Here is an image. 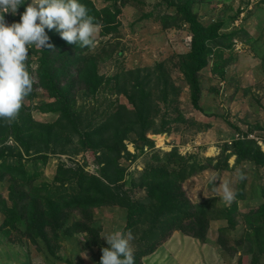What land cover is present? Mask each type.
Wrapping results in <instances>:
<instances>
[{
	"label": "trees",
	"instance_id": "obj_1",
	"mask_svg": "<svg viewBox=\"0 0 264 264\" xmlns=\"http://www.w3.org/2000/svg\"><path fill=\"white\" fill-rule=\"evenodd\" d=\"M164 1L173 11L161 18L164 27L186 24L191 34L189 51L177 57V66L189 85L193 108L200 110L199 74L207 66L209 56L219 54L213 71L222 76L227 61L222 60L220 53L229 50L232 41L246 36V33L243 28L224 32L221 28L223 21L218 19L203 23L192 8L202 0ZM80 2L86 6L93 23L99 25L101 36L117 30L119 9H97L91 0ZM22 10L23 5L18 12ZM18 19V15L9 16L10 23ZM45 31L54 47L42 50L29 48V70L34 83L32 91L24 98L34 99L36 90L40 89L46 101L36 107L27 106L22 101L11 123L0 121V183L5 182L7 190L6 198L0 195V230L19 232V226H24L23 236L42 252L40 242H45L46 248H51L52 252L54 247L49 246V242H60L74 234H83L82 247L88 250L96 247L94 262L99 264L101 248L107 245L99 237L100 228L95 226L91 212L99 207H118L125 211L126 216L122 232H130L135 243L132 251L134 264H142L141 259L151 254L173 231L204 241L211 220L223 218L231 224L234 208H217L212 197L192 203L181 183L207 166L213 170L226 168L230 156H235V165L250 162L256 168L263 167L264 152L256 141L234 139L229 153L222 155L214 164L211 158L204 159V163L197 162L193 156L187 159L175 150L163 154L162 158L154 154L150 158L156 163L147 162L137 184L133 182V187L144 189L145 195L132 199L120 183L124 178V169L119 165L122 154L135 157L126 150L124 140L133 137L134 148L139 151L145 146L151 147L153 143L145 133L159 112L156 100L166 105L169 102L172 107L175 100L172 99L179 89L160 73L161 64H156L152 70L146 69L145 73L135 69L105 77L98 71L99 56L89 53L92 47L68 44L54 30ZM33 57L37 62L34 69ZM153 75L161 86L156 85L160 93L151 98L154 86L150 80ZM111 81L114 95L125 97L132 110L124 104H116L104 119L90 123L87 116L75 111L74 106L78 99H95L99 89ZM169 95L172 96L170 99ZM34 109L42 114H53L56 118L52 122H38L31 115ZM167 112L161 117L159 132L166 130L171 121H186L180 113L170 119ZM226 149L225 145L222 153ZM66 151L73 155L83 151L94 153L96 163L101 165L99 175L86 173L77 165L68 167L60 162L55 169L53 184L35 185L39 177L36 166L46 165L50 156ZM235 194L237 199H244L243 185ZM261 198L263 203L258 208L243 215L247 231L235 241V247L242 246L244 254L252 255L250 264L257 263L255 253H264V187ZM220 231L222 233L226 229ZM218 241L224 248L221 239Z\"/></svg>",
	"mask_w": 264,
	"mask_h": 264
},
{
	"label": "rangeland",
	"instance_id": "obj_2",
	"mask_svg": "<svg viewBox=\"0 0 264 264\" xmlns=\"http://www.w3.org/2000/svg\"><path fill=\"white\" fill-rule=\"evenodd\" d=\"M91 1L97 9L108 7L111 11L120 10L116 16L117 30L101 36L98 28L94 36L95 46L89 50V53L97 54L100 58L99 73L105 77L135 69L145 73L146 69L152 70L156 64H161L160 73L179 89L172 99H175L174 109L169 102L166 105L156 100L159 112L145 133L153 143L151 147L145 146L139 151L134 148L133 137L124 140L126 150L135 157L122 154L119 165L124 169V178L120 183L132 199H140L145 195L144 189L133 187V182L137 184L147 162L156 163L150 158L154 154L162 158L163 154L175 150L187 159L193 156L197 162L204 163V159L211 158L214 164L222 155L229 153L231 142L239 138L254 139L264 152V0H202L193 5V12L203 23L218 19L223 21L221 28L224 32L243 28L246 33V36L234 39L229 50L220 53L222 60L227 61L222 76L213 71L219 54L209 56L207 66L199 74L200 110L193 108L189 85L177 66V57L189 51L191 34L188 25L166 28L161 19L164 15L172 14V8L164 0ZM9 16H5L7 23H10ZM32 59V65L36 66L35 57ZM150 82L154 86L151 89V98H154L160 93L156 85L160 87L161 83L154 75ZM112 91L111 81L99 89L95 99H78L75 111L94 123L96 119H104L107 113L115 109L116 104H124L132 110L125 97H116ZM171 97L169 95L168 99ZM22 101L27 106L36 107L46 98L37 89L34 99L24 98ZM165 112L170 119L180 113L186 121H171L166 125V130L159 132L161 117ZM31 115L38 122H52L56 118L53 114H42L35 109ZM225 145L227 149L222 153ZM67 152L50 156L46 165L38 164L35 169L39 177L34 184H53L55 169L60 162L68 167L77 165L86 173L99 175L101 165L96 163L94 153L83 151L73 155ZM226 163V168L219 170L207 166L186 178L181 187L192 203L212 197L217 208H234L231 224L223 218L211 220L204 241L181 231H173L151 256L141 259L142 264H239L238 259L240 264L251 263L252 255L244 254L242 246L235 247V241L247 231L243 215L263 203L261 190L264 187V166L256 168L250 162L235 165V156H230ZM241 174L245 179L239 178ZM225 183L235 193L243 185L244 199L236 198L231 204L224 202L222 188L218 186ZM0 195L7 197L5 182L0 183ZM91 213L95 226L100 228L99 237L104 244L106 235L116 230L122 231L125 225V211L121 208L99 207ZM223 229L226 231L221 233ZM22 230L24 226H19V232L0 230V264H95L97 249L82 247L80 242L83 241V234H74L70 239H61L60 242H49L48 245L54 247L52 252L51 248H46L45 242H40L42 252L23 236ZM220 239L224 248L218 244ZM54 242L58 243L57 247L53 245ZM129 244L131 251H134L132 238ZM212 254H215V259H212ZM254 257L255 264H264V253H255Z\"/></svg>",
	"mask_w": 264,
	"mask_h": 264
},
{
	"label": "clouds",
	"instance_id": "obj_3",
	"mask_svg": "<svg viewBox=\"0 0 264 264\" xmlns=\"http://www.w3.org/2000/svg\"><path fill=\"white\" fill-rule=\"evenodd\" d=\"M22 5L23 10L18 12ZM7 14L18 15L19 19L7 23ZM98 28L80 0H0V121L11 123L22 100L32 91L29 48L53 49L46 29L54 30L68 44L91 48ZM218 187L222 188L224 202L231 204L236 199L227 183ZM131 238L130 232L120 230L106 235L103 239L107 247L101 248L99 264H134Z\"/></svg>",
	"mask_w": 264,
	"mask_h": 264
},
{
	"label": "crops",
	"instance_id": "obj_4",
	"mask_svg": "<svg viewBox=\"0 0 264 264\" xmlns=\"http://www.w3.org/2000/svg\"><path fill=\"white\" fill-rule=\"evenodd\" d=\"M154 253V252H153ZM152 254V253H151ZM151 254H149L148 256H146V258H148L149 256H151ZM213 256H212V259H215V257H214V255L215 254H212ZM145 258V257H144ZM152 258V257H151ZM220 263V262H219ZM27 264H30L29 262H27Z\"/></svg>",
	"mask_w": 264,
	"mask_h": 264
}]
</instances>
